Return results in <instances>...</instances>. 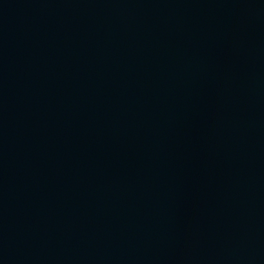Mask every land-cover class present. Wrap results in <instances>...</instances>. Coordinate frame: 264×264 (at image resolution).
Returning a JSON list of instances; mask_svg holds the SVG:
<instances>
[{"label":"water","instance_id":"1","mask_svg":"<svg viewBox=\"0 0 264 264\" xmlns=\"http://www.w3.org/2000/svg\"><path fill=\"white\" fill-rule=\"evenodd\" d=\"M0 264H264V0H0Z\"/></svg>","mask_w":264,"mask_h":264}]
</instances>
